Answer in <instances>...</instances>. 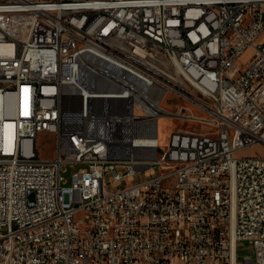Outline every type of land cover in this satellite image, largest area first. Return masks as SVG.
<instances>
[{
  "label": "built area",
  "instance_id": "2783aa9c",
  "mask_svg": "<svg viewBox=\"0 0 264 264\" xmlns=\"http://www.w3.org/2000/svg\"><path fill=\"white\" fill-rule=\"evenodd\" d=\"M0 46V264H264V0H0Z\"/></svg>",
  "mask_w": 264,
  "mask_h": 264
},
{
  "label": "rangeland",
  "instance_id": "374dc122",
  "mask_svg": "<svg viewBox=\"0 0 264 264\" xmlns=\"http://www.w3.org/2000/svg\"><path fill=\"white\" fill-rule=\"evenodd\" d=\"M251 57V50H247L244 55L241 58V62L245 63L247 60H249ZM168 98L166 97L165 100L163 101L162 105L165 108H169L170 104L168 102ZM178 124L177 121L171 120L168 118H161L160 123H159V141L160 145L163 148H166L168 144V137L170 132L175 128V126ZM52 136L48 134H40L38 137V147L40 150V157L42 159H52L54 157V143L52 141ZM260 153L264 155V148L263 147H254L250 148L249 150L241 151L237 154V157H244V156H249V155H254ZM79 169V167L75 168H63L61 176L63 179L66 181V185H70L71 177L72 175ZM141 179L144 180L145 177L142 175ZM140 178L136 177L135 183L139 182ZM124 184L121 186L123 187ZM237 255H238V264H245L244 263V257L246 256H251V250L250 246L247 242H239L237 245Z\"/></svg>",
  "mask_w": 264,
  "mask_h": 264
},
{
  "label": "bare ground",
  "instance_id": "6f19581e",
  "mask_svg": "<svg viewBox=\"0 0 264 264\" xmlns=\"http://www.w3.org/2000/svg\"><path fill=\"white\" fill-rule=\"evenodd\" d=\"M4 50L2 49V47L0 46V52H3Z\"/></svg>",
  "mask_w": 264,
  "mask_h": 264
}]
</instances>
